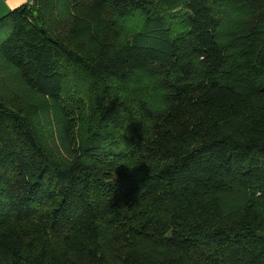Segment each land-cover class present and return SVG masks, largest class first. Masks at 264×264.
<instances>
[{"label": "trees", "instance_id": "16d2710c", "mask_svg": "<svg viewBox=\"0 0 264 264\" xmlns=\"http://www.w3.org/2000/svg\"><path fill=\"white\" fill-rule=\"evenodd\" d=\"M0 264H264V0L0 18Z\"/></svg>", "mask_w": 264, "mask_h": 264}, {"label": "crops", "instance_id": "0c3cea01", "mask_svg": "<svg viewBox=\"0 0 264 264\" xmlns=\"http://www.w3.org/2000/svg\"><path fill=\"white\" fill-rule=\"evenodd\" d=\"M26 3L27 0H0V18Z\"/></svg>", "mask_w": 264, "mask_h": 264}]
</instances>
